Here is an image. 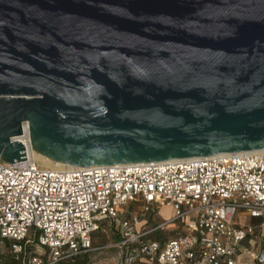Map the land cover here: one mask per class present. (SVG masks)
<instances>
[{
    "label": "water",
    "instance_id": "obj_1",
    "mask_svg": "<svg viewBox=\"0 0 264 264\" xmlns=\"http://www.w3.org/2000/svg\"><path fill=\"white\" fill-rule=\"evenodd\" d=\"M264 149V0H0V159Z\"/></svg>",
    "mask_w": 264,
    "mask_h": 264
},
{
    "label": "built area",
    "instance_id": "obj_2",
    "mask_svg": "<svg viewBox=\"0 0 264 264\" xmlns=\"http://www.w3.org/2000/svg\"><path fill=\"white\" fill-rule=\"evenodd\" d=\"M18 136L29 141L23 127ZM24 152L26 160L0 159V244L7 240L22 264L97 249L92 235L104 223L118 231L115 246L134 243L130 256L146 264H264V151L60 169ZM130 203L139 214L120 217ZM161 205L172 208L169 220L134 230ZM238 213L256 222L239 223ZM172 222L175 236L146 238ZM31 244L45 249L34 253Z\"/></svg>",
    "mask_w": 264,
    "mask_h": 264
},
{
    "label": "rangeland",
    "instance_id": "obj_3",
    "mask_svg": "<svg viewBox=\"0 0 264 264\" xmlns=\"http://www.w3.org/2000/svg\"><path fill=\"white\" fill-rule=\"evenodd\" d=\"M41 165V164H40ZM44 166V165H42ZM136 207L130 203L125 207L118 208V212L120 217H126V215L131 212L132 215L139 214L135 211ZM173 216L172 208L169 205H161L158 208H153L152 211L144 214L141 219L140 225L136 226L134 230L141 231L143 228H149L151 225H155L159 222L169 220ZM236 220L239 223H248L252 222L249 217L238 213ZM180 231L179 224L177 222L169 223L164 229L155 232L154 234L148 235L147 239H156L160 234L165 237H172L176 235V232ZM117 229L114 225L109 226L107 223H104L101 226L99 231H96L92 236V245L93 247H99L87 253V262L86 264H136L137 259H132L130 256L134 253L132 250L136 245L134 243H130L128 245H116L119 241L117 238ZM31 235V231L29 236ZM109 245L108 247H104ZM37 253H42L45 248L40 247L39 245L34 246ZM246 254L242 256L244 257V261L246 259ZM0 258L5 260L7 264H12V260L15 261V264H22L21 257L14 258L12 257L11 252L8 249V246L4 243L0 244ZM13 258V259H12ZM245 261H248L247 259ZM248 264H254L249 261Z\"/></svg>",
    "mask_w": 264,
    "mask_h": 264
},
{
    "label": "bare ground",
    "instance_id": "obj_4",
    "mask_svg": "<svg viewBox=\"0 0 264 264\" xmlns=\"http://www.w3.org/2000/svg\"><path fill=\"white\" fill-rule=\"evenodd\" d=\"M22 127H23L24 130L28 131V128L25 125V123H23ZM28 134H29V132H28ZM14 137L15 138L13 140L22 142L24 144V150H26L27 154L32 156L34 158V160H36L41 165H44L45 167L53 168V169H60V168H66V167L72 166V165H68V164L52 161V160H50V159H48V158H46V157L34 152L31 149V146H30V139H29V141H27V140H24L22 137H20L18 135L14 136ZM257 151H264V149H260V150H257ZM243 259H244V257H243Z\"/></svg>",
    "mask_w": 264,
    "mask_h": 264
},
{
    "label": "trees",
    "instance_id": "obj_5",
    "mask_svg": "<svg viewBox=\"0 0 264 264\" xmlns=\"http://www.w3.org/2000/svg\"><path fill=\"white\" fill-rule=\"evenodd\" d=\"M117 238H119V235L118 234H117ZM163 238H165V236H163V235L160 234L156 238V240H161ZM2 243H4L5 245H7L8 246V249L10 251L9 242L7 240H3ZM35 245L36 244L29 245L28 246V250L33 251L34 253H36L37 251H36V249L34 247ZM87 253L79 254V255L73 256V257L68 258V259L60 260L56 264H86V262H87V258H86L87 257ZM11 254H12V257L15 258V255L12 252H11ZM12 262H13L12 264H15V261L12 260ZM0 264H7V262L5 260H2V258H0ZM136 264H146V263H145V261L143 259H140L139 258V259L136 260Z\"/></svg>",
    "mask_w": 264,
    "mask_h": 264
},
{
    "label": "crops",
    "instance_id": "obj_6",
    "mask_svg": "<svg viewBox=\"0 0 264 264\" xmlns=\"http://www.w3.org/2000/svg\"><path fill=\"white\" fill-rule=\"evenodd\" d=\"M250 219L253 220L252 223L256 222V219H253V218H250Z\"/></svg>",
    "mask_w": 264,
    "mask_h": 264
}]
</instances>
